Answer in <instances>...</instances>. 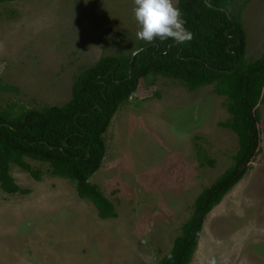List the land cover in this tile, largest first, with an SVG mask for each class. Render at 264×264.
I'll return each mask as SVG.
<instances>
[{"label": "rangeland", "instance_id": "rangeland-1", "mask_svg": "<svg viewBox=\"0 0 264 264\" xmlns=\"http://www.w3.org/2000/svg\"><path fill=\"white\" fill-rule=\"evenodd\" d=\"M132 10L133 0L0 4V81L17 89L0 94V105L67 103L79 72L144 43ZM240 18L245 60L253 62L264 54V0H251ZM225 103L212 86L190 92L161 77L139 85L112 118L101 166L89 179L114 218L99 219L47 165L26 160L40 170L38 182L11 166L14 183L29 194L0 190V264H158L195 198L232 165L237 137L219 126L229 118ZM259 113L260 154L207 215L189 264L213 257L216 264H264V105Z\"/></svg>", "mask_w": 264, "mask_h": 264}, {"label": "trees", "instance_id": "trees-1", "mask_svg": "<svg viewBox=\"0 0 264 264\" xmlns=\"http://www.w3.org/2000/svg\"><path fill=\"white\" fill-rule=\"evenodd\" d=\"M19 1L0 0V4ZM250 1L176 0L184 27L192 34L189 42L156 39L138 44L135 56L129 52L103 57L75 76L70 100L61 106L0 105V190L7 195L29 194L10 176V167L16 166L40 181V170L32 169L29 160L47 165L51 177L73 183L77 197L90 201L99 219L114 218L113 205L89 179L101 166L104 134L117 110L149 77L176 81L190 92L212 86L217 96L226 99L229 118L219 126L235 134L237 150L232 165L195 198L190 218L158 262L189 264L207 215L244 178L261 151L264 54L253 62L245 60L240 18ZM6 92L17 89L0 81V94Z\"/></svg>", "mask_w": 264, "mask_h": 264}, {"label": "clouds", "instance_id": "clouds-1", "mask_svg": "<svg viewBox=\"0 0 264 264\" xmlns=\"http://www.w3.org/2000/svg\"><path fill=\"white\" fill-rule=\"evenodd\" d=\"M132 14L138 26L136 38L145 43L158 39L184 44L192 39L173 0H133ZM136 54V50L131 51V55ZM208 264H216L215 258L209 259Z\"/></svg>", "mask_w": 264, "mask_h": 264}]
</instances>
